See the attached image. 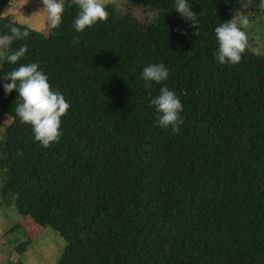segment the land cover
<instances>
[{
	"label": "trees",
	"instance_id": "16d2710c",
	"mask_svg": "<svg viewBox=\"0 0 264 264\" xmlns=\"http://www.w3.org/2000/svg\"><path fill=\"white\" fill-rule=\"evenodd\" d=\"M10 1L0 0V34L27 27L1 17ZM128 1L158 10L157 21L134 23L106 5L107 19L78 33L65 0L59 27H27L12 42L27 43L18 63L37 62L70 107L59 140L42 147L0 81L10 118L0 207L65 240L56 264H264V55L245 48L235 65L213 56L215 26L259 0H189L198 37L173 0ZM160 62L183 105L176 134L157 126L149 105L161 85L140 76Z\"/></svg>",
	"mask_w": 264,
	"mask_h": 264
},
{
	"label": "clouds",
	"instance_id": "9594fccd",
	"mask_svg": "<svg viewBox=\"0 0 264 264\" xmlns=\"http://www.w3.org/2000/svg\"><path fill=\"white\" fill-rule=\"evenodd\" d=\"M70 5L77 8L72 21L76 32H82L99 21L108 17L103 0H69ZM41 11L46 13L49 27L57 28L61 24L65 10V0H41ZM246 8V4H241ZM259 8L264 10V0H259ZM173 9L185 20L198 37L200 33L198 14L192 10L189 0H173ZM237 18L218 23L214 28L217 47L214 59L220 64L235 65L242 59V52L247 44V34L243 30L250 24L249 17L243 11L237 12ZM182 35H187L182 31ZM29 36L27 27L10 25L9 30L0 34V66L14 65L11 70L0 71V81H4V93L16 91L15 114L19 121L31 126L33 140L47 148L59 140L61 118L70 105L64 95L51 88L47 75L37 62L18 63L26 58L27 43L12 48V42ZM145 87L152 83L160 84L158 95L154 96L149 105L157 113L156 124L161 128H170L172 134L180 131L184 123L181 115L183 105L180 97L163 82L169 77V68L162 62L149 63L140 73ZM183 94V93H182Z\"/></svg>",
	"mask_w": 264,
	"mask_h": 264
},
{
	"label": "rangeland",
	"instance_id": "374dc122",
	"mask_svg": "<svg viewBox=\"0 0 264 264\" xmlns=\"http://www.w3.org/2000/svg\"><path fill=\"white\" fill-rule=\"evenodd\" d=\"M103 3L134 23L152 24L158 19V10L128 0H103ZM41 9V0H11L2 9L1 17L47 35L50 27ZM240 11L250 19V24L243 29L247 34L245 48L264 55V10L258 7L252 11L247 6ZM259 70L260 66L253 69L251 80L260 78ZM9 123L10 118L0 110V140ZM65 246V240L50 227L41 228L30 218H20L11 207H0V264H56Z\"/></svg>",
	"mask_w": 264,
	"mask_h": 264
}]
</instances>
